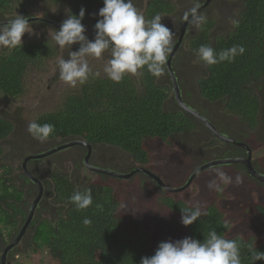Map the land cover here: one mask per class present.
Listing matches in <instances>:
<instances>
[{"label": "trees", "instance_id": "trees-1", "mask_svg": "<svg viewBox=\"0 0 264 264\" xmlns=\"http://www.w3.org/2000/svg\"><path fill=\"white\" fill-rule=\"evenodd\" d=\"M176 1L145 0L142 13L146 19H151L155 14L162 17L174 14L177 18V37L184 14L193 6L194 0H189L190 5L182 17H176ZM205 1L199 0L200 4ZM238 1L240 5L235 20L239 25L234 27L232 24V28L225 33L214 31L215 21L212 17H206V23L201 27L192 28V24L188 23L183 43L173 56L172 66L177 73L180 55L182 51L187 52L189 59L198 67L196 84L200 106H191L199 110L222 134L243 142L253 152L264 145V117L260 98L264 93V0ZM38 2L49 6L60 5L66 8L67 16L69 12L78 14L83 7L85 16L82 23H89L95 34L94 24L97 20L93 11L98 2L103 4V0H0V22L13 18L16 15L14 11L27 18L35 17L27 8ZM205 8L206 6L199 13ZM43 16L60 22L46 11ZM29 23L32 26L46 25L59 29L55 24L40 20H30ZM4 24L6 23H0ZM202 44L210 45L217 51L233 45H243L246 51L232 63L225 61L206 66L196 55V50ZM71 49L77 48L71 46ZM56 55L57 47L48 39L22 40L21 47L11 50L0 48V96L21 95L27 72L40 68ZM108 58L110 59V55ZM165 68L168 81L166 65ZM169 91L167 84L150 75L146 67L136 75L126 74L119 83L101 73L99 77H90L86 83L66 93L57 107L40 113L35 120L40 124L50 123L55 126V132L47 140H59L62 143L82 139L88 142L92 148V164L96 163H93V156L98 153L99 147L119 149L131 159L132 166L126 169H116L111 164L104 166L119 172H130L137 167L155 172L149 165L153 154L151 142L156 141L170 145L172 140L180 143L182 139L195 136L199 138L211 157L201 158L188 170L186 177L208 160L247 155L245 148L218 140L201 121L182 110L174 97L176 106L166 108ZM12 130L11 121L0 116V144ZM68 148L76 149V154L69 157L75 165L71 173L61 166L64 158L53 156L55 153L27 161L29 172L41 180L43 192L35 209L36 214H33L28 226L32 234L23 237L25 231L21 240L8 252V261L13 259L14 252L19 249L30 250L34 258L38 256L37 262L46 253L51 264H140L142 257L153 255L158 244L168 240L153 235L148 226L125 216L123 199L109 181L113 176L96 172L95 179L79 176L87 151L85 145L78 144ZM41 151L30 150L25 156ZM57 158L59 163L54 165ZM44 160L48 161L46 172L41 174L32 165L37 166ZM221 165L226 167V173L232 174L231 178L236 171L242 174L240 178L244 176L264 185V181L251 177L246 166L240 162ZM252 165L257 171L264 173V167L256 159L252 160ZM18 170L19 172L14 173L9 164H0V255L3 247L18 233L32 202L29 201L38 191L37 184L26 176L21 165ZM136 175L150 182L160 192L157 201L180 218L181 208L192 206L187 201L164 194V190L142 172H136L130 178ZM232 183H218L223 190H214L210 201L203 206L207 215L190 225H183L184 234L202 241L209 230L215 229L227 239L246 243L254 241L256 250L264 252V200L255 201L249 210L262 221L260 229L246 232L236 228L223 210V186L238 184ZM85 187L92 189L93 204L85 210L77 211L69 197L74 191ZM85 217L92 220L90 226L82 223ZM225 222L227 227L224 226ZM19 243L21 248H18ZM24 256L32 259L30 254ZM241 258L242 264H251V257L245 247L241 248ZM253 264H264V260H257Z\"/></svg>", "mask_w": 264, "mask_h": 264}, {"label": "rangeland", "instance_id": "rangeland-1", "mask_svg": "<svg viewBox=\"0 0 264 264\" xmlns=\"http://www.w3.org/2000/svg\"><path fill=\"white\" fill-rule=\"evenodd\" d=\"M133 2L142 13L145 0H133ZM188 5H190L189 0H177L176 17H182ZM239 5L240 2L238 0H210V3L203 12L199 14L212 17L215 21L214 31L225 33L232 28V21H234L237 16L236 13ZM102 6L103 4L98 2L97 6L94 8L93 15L96 20L100 18L96 14ZM27 10L31 15L36 16H41L46 11L49 16L58 18L60 22H63V20L67 18L66 8L60 5L49 6L38 2L28 7ZM14 12L18 14L16 11ZM162 23L174 32V37L177 35V18H175L174 14L164 15L162 17ZM84 25L86 27V36L90 40L93 39L94 37L92 36L95 35L92 33L93 27L89 23H85ZM191 27L194 28L195 26L192 25ZM31 28L32 33L29 34L26 32L22 36V40L48 39L57 47V55L47 60L40 68H33L27 72L24 79V92L21 95L16 97L0 96V116L8 119L13 124L12 133L0 144V164H9L13 168L14 173L19 172L18 169L23 157L30 150H42L41 152H43L45 149L48 150L61 142L59 140H46L40 142L29 134L27 126L29 122L35 120V117L40 113L57 107L66 93L75 90L76 87L80 85L77 84L76 87H71L63 82L60 79L59 68L56 63L61 57L67 59L70 51H76L78 48L73 50L69 48H60L56 45L52 36L55 30H58L57 28H51V26L46 25H31ZM108 55L109 53L106 52L99 59L94 57L87 58L93 71L99 70L100 73H103V66L107 64L109 60ZM178 66L179 69L177 70V74L180 81L181 94L186 103L189 105H196L200 102L196 84L198 67H196L195 62L193 63L189 59L185 51H182L180 55ZM159 79L161 83L167 84L170 88L165 106L166 108L172 109L176 106V103L172 96L169 80L166 81L165 75L159 77ZM260 98L262 102V116L264 117V93L261 94ZM198 106L200 105L198 104ZM232 129L235 128L233 127ZM151 146L153 148V154L149 167L155 170V173L160 175L162 180L164 182L166 181L165 183L170 187L183 184L185 179H187V172L190 168H193L201 158L211 157L209 153L207 154L206 148L196 136L194 138H186L185 140L182 139L180 143L172 140L170 145L158 141L151 142ZM99 148L98 153L96 152L93 156V163L96 162V165L104 167L108 166L107 164H111L115 165L116 169H126L132 166L133 163L131 159L119 149L107 146ZM75 154L76 149L67 148L56 152L53 156L64 158V162L61 166L64 167L67 172L71 173L75 165L69 157ZM58 158L55 160L56 162L54 165L59 163ZM254 158L264 167V145L257 151H253L252 159ZM47 162V160H44L39 165H32V167L43 174L46 172L45 167ZM225 168L226 167L222 165L209 167L207 170L201 173L199 172L185 190L173 194L165 190L163 192L176 199L187 201L192 205L199 203L203 207L210 201L214 193V189H209L207 187L208 182L213 179H216L217 183L221 182L216 175L217 170L223 171L228 176L232 175L231 173H226ZM78 174L82 178H96V173L87 169L85 166L81 167ZM234 174L235 175L232 176V182L237 183L236 177L242 174L236 171ZM18 181L21 182L20 179H18ZM109 181L123 199V212L125 216L131 217L136 222L148 226L153 235L162 237L166 240H178L185 237L181 218L157 201V196L160 192L156 191L154 186L144 177L141 178L137 175L131 178L129 177V179L114 177L109 179ZM223 187L225 189L223 210L227 218L236 228L242 231L254 232L259 230L262 226V221L259 220L254 213H250L249 210L255 201H262V198L264 199V185H259L242 176L237 185H224ZM32 199L34 198L32 197L29 203L33 201ZM36 208L37 206L35 209ZM35 214L36 210L34 215ZM42 214L48 215L46 213ZM31 234L32 230H29L28 227L23 237H29ZM18 245V248H21L20 243ZM15 254H30L32 259H34L31 261L33 264H35V262L36 264H51V260L47 257L46 253L41 255L42 258L40 262H37V260H39L37 259L38 256L34 258L30 250L23 251L19 249L15 251L13 255ZM28 259L30 260V257Z\"/></svg>", "mask_w": 264, "mask_h": 264}, {"label": "clouds", "instance_id": "clouds-1", "mask_svg": "<svg viewBox=\"0 0 264 264\" xmlns=\"http://www.w3.org/2000/svg\"><path fill=\"white\" fill-rule=\"evenodd\" d=\"M201 4L194 0L193 6L185 12L183 19L195 27L206 23V16L199 14ZM100 18L94 24L93 39L86 36V27L82 23L85 9L81 7L78 14L69 12L52 39L60 48H69L74 43L79 49L70 51L67 59L61 57L56 63L60 79L71 87L83 85L90 77H99L100 71H93L88 57L101 58L109 53L110 59L103 66V73L115 83L121 82L126 74L136 75L145 67L153 77H161L166 72V62L173 50L174 32L162 23V16L155 14L146 19L135 6L133 0H103V6L96 14ZM234 27L239 22L232 21ZM32 33L28 18L16 14L0 25V48L9 50L21 47L22 36ZM246 51L243 45H233L217 51L210 45L202 44L196 50V55L206 66L216 65L227 61L232 63L237 56ZM142 74V73H141ZM29 134L40 142L46 141L55 132V126L50 123L40 124L33 120L27 126ZM222 184H229L232 178L223 171L216 173ZM239 176L236 182L239 183ZM207 187L217 192L223 190L216 179L208 182ZM77 211L85 210L93 204L92 189L85 187L76 190L69 197ZM207 215L199 203L181 208V223L185 226ZM90 226L92 220L85 217L82 221ZM227 227V222L224 224ZM245 247L251 257V264L264 260V252L257 251L254 241L242 242L227 239L218 234L215 229L208 231L203 240L185 236L178 240L162 241L151 256L142 257L140 264H242L241 248ZM11 260L8 264H11Z\"/></svg>", "mask_w": 264, "mask_h": 264}, {"label": "water", "instance_id": "water-1", "mask_svg": "<svg viewBox=\"0 0 264 264\" xmlns=\"http://www.w3.org/2000/svg\"><path fill=\"white\" fill-rule=\"evenodd\" d=\"M209 2V0H206L204 5H206ZM30 20H40V21H44V22H48L50 24H55V25H61V23L52 21V20H48V19H44L41 17H31L28 18V21ZM0 23H7V22H0ZM186 23L187 21L184 20L181 30H180V34L178 36V39L176 41V43L173 46V50L172 52L169 54L168 60L166 62V67H167V71L170 74V79H171V84H172V91H173V95L175 98V101L177 103V105L184 110L185 112L193 115L194 117H196L199 121H201L206 128L218 139L221 141H225V142H230V143H234L236 145H239L243 148L246 149L247 155L246 156H241V157H222V158H215L212 160H208L204 163H202L201 165H199L193 172H191V174L189 175V177L187 178V180L184 182V184H182L181 186L178 187H170L168 186L166 183H164V181L155 173H153L152 171H150L148 168H144V167H137L135 169H133L130 172H119L117 170H113L110 168H103L100 166H96L93 165L90 162V155H91V151L92 148L90 146V144L82 139H74V140H69L66 142H62V143H58L55 146L49 148L48 150H45L43 152L37 153V154H30L24 157L21 166L22 169L24 171V173L26 174V176L33 182H35L37 184V194L34 197L33 201L30 204L28 213L24 219V221L22 222V225L19 228L18 233L16 234L15 238L8 242L4 248L2 249V253L0 255V264H8L7 261V253L9 250H11L21 239V237L23 236V234L25 233L26 229L28 228V226L30 225V222L32 221L33 218V214H34V209L37 206V203L39 202L41 196H42V192H43V186H42V182L40 180H38L36 177H34L28 170L27 168V161L29 159H40L43 157H46L50 154L56 153L60 150L66 149L68 147L74 146V145H78V144H82L85 145L87 147V151L86 154L84 155L83 158V164L84 166L96 173H103V174H107L109 176H113V177H118V178H128L131 175L135 174L136 172H142L148 176H150L155 182L156 184L162 188L165 191L168 192H177V191H182L184 189H186L190 183L192 182L193 178L199 173L201 172L203 169L210 167V166H215V165H221V164H228V163H233V162H240L242 164H244L246 166V169L249 173V175L251 177H253L254 179L260 180V181H264V174L259 173L252 165L251 163V156H252V151L251 149L244 144L243 142L240 141H235L232 138H229L227 135L222 134L219 130L216 129V127L204 116L202 115L200 112H198L196 109L188 106L186 104V102H184L181 94H180V90L176 81V78L174 76L173 71L171 70V58L174 54V52L176 51V49L178 48V46L180 45L184 32H185V28H186Z\"/></svg>", "mask_w": 264, "mask_h": 264}, {"label": "flooded vegetation", "instance_id": "flooded-vegetation-1", "mask_svg": "<svg viewBox=\"0 0 264 264\" xmlns=\"http://www.w3.org/2000/svg\"><path fill=\"white\" fill-rule=\"evenodd\" d=\"M210 3V0H209V2L206 4V5H204V4H201V8L199 9V11H201L205 6H207L208 4ZM44 15V14H43ZM43 15H41V16H37V17H41V18H44V19H47V18H45ZM36 17V16H35ZM49 20V19H48ZM42 22H44V21H42ZM56 22V21H55ZM183 22H184V20H183ZM46 23H48V22H46ZM58 23H62V22H58ZM50 24V23H49ZM183 24V23H182ZM57 26H59V25H57ZM187 26H188V22L186 23V28H185V32H184V35H183V38H182V41H181V43H180V45L178 46V48L176 49V51L181 47V45H182V43H183V40H184V36H185V33H186V29H187ZM192 26V25H191ZM60 27V26H59ZM182 27V26H181ZM181 30V29H180ZM176 34V33H175ZM179 34H180V32L178 33V36H179ZM178 36L176 37L177 39H178ZM175 37H174V41H175ZM177 39H176V41H177ZM176 41L174 42V44L176 43ZM73 47H75V48H79V45L77 44V43H74L73 45H72ZM174 46V45H173ZM176 51L174 52V54L176 53ZM174 54H173V56H174ZM173 56H172V58H171V62H170V64H171V70L173 71V73H174V76H175V78H176V81H177V84H178V87H179V90H180V81H179V78H178V74L176 73V70H174V68H173V64H172V60H173ZM177 75V76H176ZM168 80H169V84H170V86H171V91H172V84H171V79H170V74L168 73ZM180 94H181V90H180ZM172 96L174 97V95H173V91H172ZM181 96H182V94H181ZM182 98H183V96H182ZM184 100V99H183ZM185 101V100H184ZM188 106H190V107H192L191 105H189L188 103H186ZM192 108H194V107H192ZM194 109H196V108H194ZM197 110V109H196ZM198 112H200L199 110H197ZM236 145V144H235ZM252 151V150H251ZM253 153V152H252ZM255 159V158H254ZM252 156H251V163H252ZM22 163V162H21ZM93 165H96L95 163L93 164ZM210 167H212V166H210ZM104 168V167H103ZM207 168H209V167H207ZM207 168H205V169H203L202 171H204V170H206ZM150 170V169H149ZM150 171H152V170H150ZM201 171V172H202ZM153 172V171H152ZM193 172V171H192ZM200 172V173H201ZM259 173H262V172H260V171H258ZM153 173H155V172H153ZM156 175H158L157 173H155ZM191 174V173H190ZM189 174V175H190ZM199 174V173H198ZM197 174V175H198ZM262 174H264V173H262ZM189 175H188V177H189ZM196 175V176H197ZM148 176V175H147ZM159 177H160V175H158ZM195 176V177H196ZM187 177V178H188ZM195 177L193 178V180L195 179ZM149 178H151L150 176H149ZM161 178V177H160ZM152 179V178H151ZM162 179V178H161ZM39 180V179H38ZM153 180V179H152ZM187 180V179H186ZM185 180V181H186ZM192 180V181H193ZM257 180V179H256ZM41 181V180H40ZM154 181V180H153ZM184 181V182H185ZM258 181H260V180H258ZM155 182V181H154ZM166 182V181H165ZM164 182V183H165ZM156 183V182H155ZM192 183V182H191ZM190 183V184H191ZM262 183H264V182H262ZM184 184V183H183ZM182 185V184H181ZM181 185H179V186H181ZM158 186V185H157ZM175 187H178V186H175ZM185 190V189H184ZM183 191V190H182ZM177 192H181V191H177ZM262 200H264L263 198H262ZM22 225V224H21ZM19 228H20V226H19ZM21 240V239H20ZM4 248V247H3ZM12 250V249H11ZM11 250H9V251H11ZM8 251V252H9ZM8 254V253H7ZM8 261V260H7Z\"/></svg>", "mask_w": 264, "mask_h": 264}, {"label": "built area", "instance_id": "built-area-1", "mask_svg": "<svg viewBox=\"0 0 264 264\" xmlns=\"http://www.w3.org/2000/svg\"><path fill=\"white\" fill-rule=\"evenodd\" d=\"M31 261H33V260L32 259L29 260L28 258H25L24 254H22V255L15 254L13 256L11 264H33ZM35 264H36V262H35Z\"/></svg>", "mask_w": 264, "mask_h": 264}]
</instances>
